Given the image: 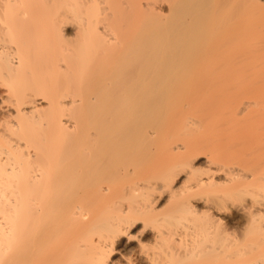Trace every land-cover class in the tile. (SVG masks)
<instances>
[{
    "label": "bare ground",
    "instance_id": "bare-ground-1",
    "mask_svg": "<svg viewBox=\"0 0 264 264\" xmlns=\"http://www.w3.org/2000/svg\"><path fill=\"white\" fill-rule=\"evenodd\" d=\"M0 95V264H264V0H0Z\"/></svg>",
    "mask_w": 264,
    "mask_h": 264
},
{
    "label": "rangeland",
    "instance_id": "rangeland-1",
    "mask_svg": "<svg viewBox=\"0 0 264 264\" xmlns=\"http://www.w3.org/2000/svg\"><path fill=\"white\" fill-rule=\"evenodd\" d=\"M0 98H1V95H0ZM214 133V132H213ZM212 136H214V134H212ZM205 155V154H204ZM204 155H201V157L199 156V160L197 159L196 161L198 162H196L195 161V163H196V165L199 167L200 165V167H203V168H201V169H204V166H205V164H203L204 162H205V157H203ZM199 167V168H200ZM125 241H124V243H126V239H124ZM132 240H134V241H137V240H135V239H132ZM131 240V241H132ZM134 241H132V242H129V243H127V245H119L117 248H116V251L114 252V254H112V256H111V260L110 261H113V262H116V264H128V261H127V259H128V257H129V255L130 254H128V253H131V252H134V251H137L138 250V248L136 247V242H134ZM124 246H125V248H124ZM133 247V248H132ZM127 248H129L128 250H131L130 252H128V250H126ZM131 248V249H130ZM133 249H134V251H133ZM127 251V252H126ZM127 253V254H126ZM126 257V258H125Z\"/></svg>",
    "mask_w": 264,
    "mask_h": 264
}]
</instances>
